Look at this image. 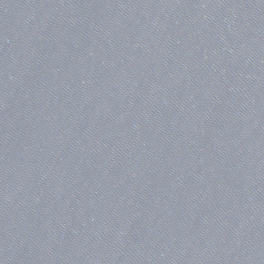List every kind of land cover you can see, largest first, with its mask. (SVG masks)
<instances>
[{
  "label": "water",
  "instance_id": "95a60500",
  "mask_svg": "<svg viewBox=\"0 0 264 264\" xmlns=\"http://www.w3.org/2000/svg\"><path fill=\"white\" fill-rule=\"evenodd\" d=\"M0 264H264V0H0Z\"/></svg>",
  "mask_w": 264,
  "mask_h": 264
}]
</instances>
